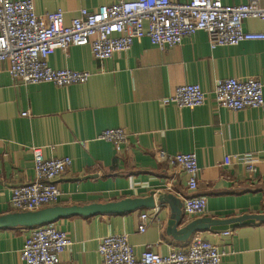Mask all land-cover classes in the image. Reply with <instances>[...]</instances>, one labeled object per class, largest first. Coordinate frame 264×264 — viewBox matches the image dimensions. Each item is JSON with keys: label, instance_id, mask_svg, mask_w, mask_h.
I'll use <instances>...</instances> for the list:
<instances>
[{"label": "crops", "instance_id": "0c3cea01", "mask_svg": "<svg viewBox=\"0 0 264 264\" xmlns=\"http://www.w3.org/2000/svg\"><path fill=\"white\" fill-rule=\"evenodd\" d=\"M37 14L65 11V21L80 9L132 0H32ZM185 2L189 0H177ZM225 5L249 0H222ZM264 7V0H259ZM244 29L264 31V21L247 19ZM56 70L88 71L85 84H23L0 72V220L16 213L11 205L14 187L35 178L33 147L45 159L70 157L71 168L58 179L61 207L106 205L154 194L155 208L131 213L91 217L71 216L55 225L65 231L72 246L62 255L64 264H100V240L127 234L136 255L148 245L167 255L186 248L168 234L172 205H160L159 194L181 200L203 196L207 212L201 216L229 219L264 216V105L232 111L217 108L214 96L218 79L254 78L264 85V41L213 49L209 35L198 31L182 44L162 50L148 37L137 39L130 51L108 60L95 59L89 46L56 50L49 59ZM198 84L206 103L195 109L164 103L179 85ZM28 112V116H23ZM122 128L129 136L118 156L113 143L97 140L104 130ZM170 154L193 153L200 172L199 188L189 192L188 176L156 159V150ZM253 153L258 171L250 173L237 155ZM151 221L139 233L141 214ZM184 213L179 228L195 219ZM206 240L225 253L222 264H264V223L226 231L202 232ZM28 228L0 226V264H23L20 253Z\"/></svg>", "mask_w": 264, "mask_h": 264}, {"label": "built area", "instance_id": "2783aa9c", "mask_svg": "<svg viewBox=\"0 0 264 264\" xmlns=\"http://www.w3.org/2000/svg\"><path fill=\"white\" fill-rule=\"evenodd\" d=\"M65 11L39 15L32 0H0V72L7 68L13 81L26 85L53 83L57 86L85 84L88 71L56 70L49 59L56 50L68 52L72 46H89L95 59L105 61L115 54L130 51L137 39L148 37L162 50L182 44L185 38L205 31L213 49L238 46L249 41H264V31L244 29L247 19L264 21V7L259 0L246 4L225 5L222 0H132L102 5L94 10L80 9L79 14L65 21ZM216 107L232 111L259 108L264 105V85L251 78L218 79L215 82ZM164 103L178 108L195 109L206 103V93L198 84L179 85ZM23 116H28L24 112ZM113 143L118 156L123 154L129 136L122 128L107 129L96 138ZM35 178L14 187L10 205L17 212H35L59 203L62 191L58 185L72 166L70 157L45 159L41 147H33ZM156 159L188 176L189 192L199 188L200 167L193 153L170 154L156 150ZM247 171H258L259 159L253 153L236 156ZM184 213L189 218L207 212L203 196L184 199ZM138 227L145 233L150 224L148 213H142ZM73 242L55 223L28 228L25 245L20 253L23 264H64L62 255ZM153 245L136 255L127 234H111L100 240V264H222L224 252L206 240L203 233L194 234L189 246L174 248L163 256Z\"/></svg>", "mask_w": 264, "mask_h": 264}, {"label": "water", "instance_id": "95a60500", "mask_svg": "<svg viewBox=\"0 0 264 264\" xmlns=\"http://www.w3.org/2000/svg\"><path fill=\"white\" fill-rule=\"evenodd\" d=\"M153 193L150 197L139 199H125L116 203L106 205H92L86 207H61L50 206L35 212H16L0 220V226H23L33 228L48 224H53L61 219L71 216H95L99 214L120 215L131 213L142 209L155 208ZM160 205L170 203L172 205L173 217L169 221L168 234L177 241L185 243L198 232L206 231H226L240 226L256 223H264L263 215H244L229 219H215L209 216L195 219L189 224L181 227L183 222V202L172 194H159Z\"/></svg>", "mask_w": 264, "mask_h": 264}]
</instances>
